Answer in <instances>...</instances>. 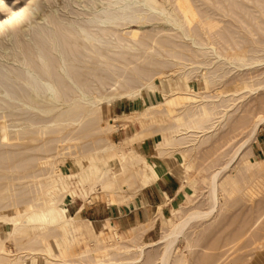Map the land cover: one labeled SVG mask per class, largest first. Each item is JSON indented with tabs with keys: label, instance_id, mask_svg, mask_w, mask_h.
Returning a JSON list of instances; mask_svg holds the SVG:
<instances>
[{
	"label": "bare ground",
	"instance_id": "obj_1",
	"mask_svg": "<svg viewBox=\"0 0 264 264\" xmlns=\"http://www.w3.org/2000/svg\"><path fill=\"white\" fill-rule=\"evenodd\" d=\"M217 1H218V5H220L221 8L222 6L224 8L226 6H224L223 2L232 1V0H220V1L216 0V2ZM245 1L251 4L253 2H258V6H256L255 9H252L253 7H251V5L249 6L245 5L244 0H240L239 3L236 2V0H233L232 7L241 8L239 12L233 8L228 7V9L227 8L220 9L223 10L222 14L224 15L222 16L221 14L220 16L225 18L227 17L234 21H238V23L242 24L241 25L242 27H244L243 26L244 23L246 27H248L247 29L249 30V28H251L250 27L251 25L249 24L250 23L249 20L241 16L240 13L242 12L245 13L246 15L248 14L249 18L255 21L257 20L256 18L260 20L261 18L257 16L255 17L254 12L258 11L262 14L261 16H264V5H262L264 3V0H245ZM34 2H35L34 3L35 7L38 8L40 4L37 2V0H34ZM195 2L198 1L196 0H64L63 5H57L56 7L51 6L50 10L46 11L44 17H40L43 18L42 23L37 22L36 24H29V26H27L28 28L25 30L23 28H22L23 30L13 28V30L10 33H8L6 40H4V42L5 41L7 42L6 43L3 42L4 44L0 42V88L2 89L0 91V93L2 94V97H0V101H2V103L7 108L10 109H14L17 107L20 108V106H23L26 107L25 109L31 108L33 111L37 109L36 111L37 112L39 111L40 114L43 113L44 116L45 114L46 115L53 114V115L48 120L45 118L49 117L50 115L40 119H33V118L26 119L28 124L25 127H23L24 125L23 124L22 125L23 128L15 129L14 134H11V132L9 131L8 126L5 124L6 121L0 122V142L1 143L5 142L8 145L10 142L12 143L14 139H18V141L27 140V139L34 140L36 139V135L43 132L44 129L48 130L52 126H53L52 129H54L53 132L61 133L63 132V130H66L68 135L77 133V135L71 137V140L83 137L89 132H96L98 130H101L102 127H105L108 131H114L116 129H119V124L114 119H110L107 122L105 121L106 122V123L104 122L105 124H101V120L103 121V119H101L102 117L100 116V114L102 113L100 112L104 108H108L111 105V103L119 97L135 98L140 94V90L134 87L133 84L134 82H136L137 79L141 78L143 74L146 75L144 68L141 67L142 63L143 62L152 63L154 53L148 50L149 45L147 43H150L151 41L150 42L146 41L147 43L143 41L140 38L139 30L140 28L142 29L143 27H145L147 24L152 25L155 23L158 24L163 23V24H159V28L163 27L162 32L168 30L177 31L178 32L177 36H179L180 39L183 40V43L185 45L189 46V47L187 46V48L195 47L197 51H200V53L202 52V55L204 56L203 57L204 60L202 59L203 61L200 62L202 57L199 59V62L197 61L198 59L194 60L195 62L197 61L200 64L199 67L192 68V66L189 67V64H187L188 67L181 66L182 67V71L180 70L181 80L183 79L185 81L184 84L186 85V89L173 90L172 92L165 95V98L161 103L148 105L142 112L140 113L137 112V114L146 116L149 114L153 115L154 111H157V113H159L158 111H160L161 114L162 112H165L174 118L175 126L172 127L173 130L172 135L169 136L167 133L163 132L162 130L163 136L156 143V154L159 156L162 157L168 156L174 154L177 151L183 153L182 155L184 156L186 152H188V150L192 149L191 146H193L194 148L195 143L197 144L198 142V144L199 143L201 144L202 141H205L206 139L205 137L209 135V133H211V131H213L221 121L225 120L226 117H228L229 109L227 107H231L234 101L232 102L231 101L232 99H228V100L222 99L223 101L219 102L220 98L222 97L220 95H216V94L202 95L198 91L196 92L191 88L189 79L195 77V75L198 73V76L202 77L205 84L210 85L212 83H216L217 80H224L226 77L231 75V73L234 70H237V68L251 67L258 64L263 65L264 58L256 55L257 53H260V50L256 49L257 47L253 48V46L249 47V49L246 47L247 48L246 50L245 48H242L241 45L240 47H236L234 45V47L240 48V52L237 51L238 53L235 54L233 53L234 55L232 56L230 54L226 55L225 53L218 51L216 45L212 42L213 39L215 38L214 35L213 36L211 35V31L213 30L214 24L207 23L205 21L206 19L210 18L209 15L207 16L205 13H203V10L198 11L197 10L198 7H195L194 5ZM212 2L214 3V1ZM209 3L207 2V5ZM260 5L262 6L260 7ZM209 6L210 5H208L207 7ZM210 7L211 8L213 7L212 11L210 10ZM210 7L209 10L212 13L213 10L215 11L214 7L217 8L219 6L216 7L213 4ZM209 10L208 12H210ZM216 10H219V8H217ZM215 14L217 16L216 11ZM217 19H219V17ZM229 21L231 22V20ZM231 23H233V21ZM262 23H264V21L259 22V26H261V28L262 25L260 24ZM5 25L6 23H3L1 26H5ZM136 25L139 28L133 29V26ZM159 28L157 29L158 31ZM251 30H250V34L253 35V30L252 32ZM151 32H155V30L154 31L150 30V33ZM159 33L157 32L155 34L152 33V35L151 34L148 35L150 37L152 36L151 37L152 41L153 42L156 41V43L158 42L157 43L158 45H160L159 41L161 40V38H163V37L161 38L159 37L160 40L159 38L157 39V35ZM147 34H149V32H147ZM211 36L214 38L212 39ZM247 36L245 37L249 40ZM146 37L144 38L147 39ZM129 38L133 39L135 43L129 44L130 42ZM247 39H245V41ZM1 40L3 41L2 38ZM147 40H151V39H147ZM162 41L163 40H161L160 42ZM258 42L263 43V41L260 40ZM184 44H182V46ZM140 47L141 48L146 47L145 50H142L144 51V53L141 54L137 53L141 49ZM185 48L186 47H183L182 49ZM228 49L232 50V48H228ZM163 51H165V48L164 50H162V52ZM247 53L248 54L250 53L249 55L252 54L255 55L250 56L249 59L247 57L248 56ZM164 56L165 55L161 56V51H160L159 57H164ZM176 57H178V55ZM91 59L96 60L98 62H102L105 65V67L102 68L98 66L97 68H94L93 66L95 65L93 66L89 65ZM174 60H178V59L175 58ZM183 61L182 63H184ZM198 63H195L194 65H198ZM199 68L201 69L203 68V70L201 69L199 70ZM152 69L155 70L156 68L152 67ZM152 69L150 68V70ZM129 70H132L135 73L134 78L133 77L130 78V76H128V74L130 73L127 74V71ZM145 70L147 71V69ZM170 70L173 72V69ZM158 71L159 70H157V72ZM161 71L162 70H160V72ZM158 74L160 73H157V75ZM163 74L165 73L161 72L159 76L163 77L162 76ZM91 75L96 76L102 84L106 82L108 76L111 77L112 75H117L118 79L115 81L116 88H122L123 91H118L111 95H106V96L99 95L93 97L91 95L92 93H90V91L87 90L90 89L89 80L91 79H89L88 76ZM142 80L143 82H145L144 79ZM148 85L150 87L153 86L151 85V83ZM244 87L249 88L251 92L254 90L257 91L258 89L261 88L263 89L264 85L262 86L260 85L259 88L255 89L252 88L249 84L247 85L245 83L243 87H241V89H243ZM238 90L235 89L233 93L237 92ZM70 91L74 92V95H71L69 93ZM232 95L235 96L236 93ZM217 97H219L218 101L217 99L215 100V98ZM225 103L227 104L225 105ZM0 108H2L1 104H0ZM219 108L220 109L223 108L222 111H220ZM36 111H34L33 113H37ZM39 112L37 115H39ZM24 113L25 112H23V114ZM17 115L20 116V114ZM37 115L36 118H38ZM41 117H43V115ZM263 123H264V116H259L252 124L247 138L239 145V147L234 153V156L232 155V159L228 160L229 162L227 161L228 162V163L226 162L227 164L224 163L225 165L224 167H220V169L216 170L211 174V176H209L208 191L211 198L209 205L210 207L208 209H202L198 207V205L196 204L193 205L194 201L192 199L191 200L189 199L188 201L192 203L191 207L188 208L189 210L183 212V209L181 210L180 208L179 211H177V213H174L176 216H178V218L176 220H171L169 222L167 231L163 236L164 244L162 246V250L158 257L159 264L187 263V257L185 255H174L177 241L179 237H181L180 235H183L184 238L186 236L185 239H187L186 241L188 242V245L190 247L191 246L193 247V242L195 238L193 239V236H191L193 235V233L192 234L187 233V229L188 227L191 226V224L194 221L197 222L198 220L206 219L213 214L218 215L221 213V211L224 209V207L229 203V201L233 197L235 196L243 197L249 194V193L246 194V191L249 187L248 182L240 181L238 179L239 177H236L231 174V171L227 173H223V172L231 168L230 166H232L233 161L236 160L238 157H240L241 154L245 153V150L248 149L250 142L256 137L257 132ZM19 126L21 127V125ZM31 127H38V129L35 128L37 130L33 131ZM159 127L160 125L158 126V128ZM163 129H165V127H163ZM155 132H156L155 128L153 130L146 125V127H142V129H140L139 131L137 132L135 131V133H133V135L130 136L129 139L130 141L139 140V139L144 140L145 138L151 136ZM157 132L160 131L157 130ZM29 134H31L32 136H30ZM66 138L67 137L65 136V139ZM62 139L60 138V142ZM52 140L53 139H51L50 141ZM48 143L45 144L47 145ZM35 147L38 149L37 146ZM25 148H26L25 150H27L28 147ZM114 149H115V144L112 143V141H108V140L106 143H104V145L97 148V150L102 153L103 152L107 153L108 151H113ZM7 151L9 152V150ZM14 151H18V150H14ZM1 154L3 156V153ZM57 154L61 155L59 153ZM126 154L127 152L122 153L123 163L120 164L121 166L115 168L112 167V169L110 167L103 168V166H101L102 163L101 161L104 160L102 156H96V157L92 156L90 158L91 164L93 165L92 167L90 165L91 174L89 173V176H87L86 178H84V176L79 177L78 184L83 185L81 192L84 195L87 194V196H89L88 190H90L91 194L92 193L95 194L94 197H99V194L96 193V188L100 186L103 189V192H105L104 195L119 194L121 190L126 191L128 188L132 187L134 184H136L138 180L142 181L141 185L145 187L148 185V183L160 177L161 170L159 169L157 164L151 161L150 162L147 161L144 154L142 153H139L138 155L134 154V156L132 157H129L130 153L128 154V156ZM186 155L188 156L189 154ZM2 156L0 155V158H2ZM35 156L33 157L36 159ZM189 157L190 155L188 156V160H187L188 162L190 159ZM20 160L23 161L22 159ZM85 160L88 159L85 158ZM124 160L127 162H124ZM7 161H9V158L7 159ZM18 161L19 160L15 161V163H17ZM51 162L50 164L52 165ZM104 162H106V160ZM138 162H142L145 164V167H142L144 169L136 170L138 169L137 168L138 166L136 167L135 170L131 169V165L133 163H136L137 165ZM255 164H257L255 171H253L252 169L253 165L248 164L246 169L244 168L245 170L244 173L250 171L251 175L256 176L261 174V170H264L261 165L262 163L256 162ZM13 165H10L11 170L15 166H17L14 165L13 167ZM20 165L22 166V164ZM146 167L148 169H145ZM55 168L57 169V167H54V165L53 167L50 166L49 170L47 169L46 173L49 175L52 174L55 176L57 175L56 177H58V179L56 180L55 178H53L52 181L50 182L49 181L50 178H49L47 182H43L44 180L48 179V178L47 179L43 178L44 180L40 182V186H39L40 187V192L38 191L40 195L39 197L35 196L33 198H30L29 201L22 202V204L25 205L23 207H21L20 205L13 206L14 210L11 211L10 213L4 210V206H2L4 203L0 205V222H5L11 225L8 236H3L0 233V253H3V255L2 254L0 255V260L1 259L7 260V264L12 262L17 263L19 260H22L23 256L21 255L19 256L16 255V257L11 258L10 256L12 255L11 254L12 251L8 250V248L5 246V243L8 239H16L19 236L26 235L29 226H31L32 230L37 231L40 229V232L34 233V236L31 235L32 238H30L29 243L30 244L35 242L43 243L44 245L42 246L43 248H41V250L47 251L49 253L47 254L49 258L51 257V259L49 258L47 259L51 260L52 263L54 264H112V263L117 264L118 259H116V255H120L122 253H132L131 245L130 244L127 245L125 243V241L127 240H125L124 236L117 231L116 229L117 223L111 222L109 221V219L105 221L99 232L94 233L93 238L96 244H94V246H91V244L89 243L88 240H86V237L81 231L82 228L81 219L77 215L76 216L71 215L68 211L69 210L68 206L70 203H72V201L75 198L74 195L76 194L75 189H72L73 182L72 181H70V183L68 182L69 178L70 179L73 178L74 174L71 175L69 172L70 175L69 174L64 175L61 174L59 170L58 172ZM18 170H14V171H18ZM25 172H27V170ZM87 172H89V170ZM189 172L190 171H188V173ZM31 173L33 174V171ZM77 175H79V173ZM189 183H194L195 185V182L191 181ZM252 184L254 187L255 183ZM85 185L86 186L89 185V188L85 187ZM44 188H46V190H44ZM135 188H137V186ZM136 190H133V192ZM225 194L227 195L226 197L224 196ZM21 197L24 196H20V198ZM124 198L125 197L120 198V201H124ZM2 199L3 198L0 195V203ZM129 200H131L130 197ZM186 204H188V202ZM151 223H152L151 221L144 222L140 225H137L136 228L133 227L131 231L133 232V230L139 229L140 230L139 232L144 233L146 230H148ZM128 230H130V228ZM132 232L128 231L129 234L130 233L132 234ZM50 237L51 238L53 237L55 239L54 242L58 249L56 253H54L52 250V248L54 249V247H52V243L50 242ZM130 239L135 241V239L133 238ZM115 240L118 241V243L117 242L115 243ZM258 244H260V242ZM136 246H137L136 247L137 252H133L135 253L136 256L133 257L134 261L133 260L131 261H133L132 263L144 262L145 261L144 259L146 258L145 257L146 249L151 247L152 245H150L149 243H141V244L139 243L136 244ZM26 248H30L29 250L32 252V255L34 254L37 255L39 252V250L34 247H26ZM74 248H83L84 250L82 249L81 252L77 253L76 251H73ZM90 251L100 252L103 255H96L95 260L93 261L89 260L87 263L84 262L82 259H78L79 257L81 256L83 257V255L87 254V252ZM101 256H103V258H101Z\"/></svg>",
	"mask_w": 264,
	"mask_h": 264
},
{
	"label": "rangeland",
	"instance_id": "obj_2",
	"mask_svg": "<svg viewBox=\"0 0 264 264\" xmlns=\"http://www.w3.org/2000/svg\"><path fill=\"white\" fill-rule=\"evenodd\" d=\"M196 1L198 2H195L194 5L195 7H198L197 10L198 11L203 10V13H205L207 16L209 15L210 17L206 19L205 21L207 23L214 24L213 30L211 31V35L212 36L214 35L215 38L212 36L211 37L212 39L214 38L212 42L216 45L218 51L223 52L226 55L230 54L232 56L235 53L240 52V48H236V47H240V45L242 48H245L246 50L247 48L249 49V47L253 46V48L257 47L256 49L260 50V53H257L256 55L264 58V25H263L264 23L260 24L262 25L263 30L261 26H259V22L264 21V16H261L262 14L260 12L258 11L254 12L255 17L257 16L261 18L260 20L256 18L258 21L250 19L248 14L246 15L245 13H242V12L240 13L241 16L245 17V19L249 20L250 22L249 24L251 25L250 26L251 28H249L248 30L247 29L248 27H246L244 23H243L244 27H242L241 26L242 24L238 23V21H234L227 17L226 18L222 17L224 16L222 14L223 10H220V9H224V8L228 9V7H230V8L235 9L238 12L241 9L239 7H236V8L232 7L233 0L223 2L224 6H226L224 8L223 6L221 8V6L218 5V1L216 2V0H208V1L207 0H202V1L196 0ZM205 1H206V4H205ZM212 1H214V3ZM37 2L40 4L41 7L40 6L38 8L35 7L34 0H0V42L3 43L4 40H6L8 33H10L13 30V28H16L19 30H23V29L25 30L28 28L27 26H29V24H36L37 22L42 23L43 18H40V17H44V15L46 14V11H49L51 6L56 7L57 5L64 4V0H48V1L37 0ZM201 2L202 3L204 2V3L202 4ZM207 2L208 3L210 2L208 4L210 6H212L213 4L216 7L219 6L217 7L219 8V10H216L217 8L214 7L217 13V16L214 10L211 13L213 7L211 8L209 6L211 10L210 11L209 7H207L208 6ZM236 2L239 3L240 0H236ZM244 2L246 6L251 5V7H253L252 9H255L256 6H258V2H253L252 4L247 3V1L245 0ZM262 5H264V3ZM262 5H260V7ZM208 10L210 12H208ZM221 14L222 16H220ZM218 17L219 19H217ZM229 20H231V22L233 21V23H231ZM3 23H6V25L1 26ZM157 24L158 23H155L152 25L147 24L145 27H143L142 29L140 28L139 30L140 38L143 41L145 42L151 41L150 43L152 45L150 43H147V42L146 43L149 45L148 50L154 53L152 63L143 62L141 66L142 68H144V71L146 72V75L143 74V76H141V78L144 79L145 82H143V80L139 78L133 84L134 87L140 90V94L135 98L119 97L115 99L108 108H104L100 112L102 113L100 114V116L102 117L101 119H103V121L101 120V124H105L110 119H114L119 124V129H116L114 131H108L105 127H102L101 130H98L96 132H89L83 137H80L78 139L72 138L73 140H71V137H73L74 135H77V133L68 135L66 130H63V132L61 133L53 132L54 130L52 129L53 126L52 127L50 126L51 128L48 129L49 131L47 129H44L43 132L36 135V139L34 140L27 139V140L18 141V139H14L12 143L10 142L8 145L5 142L4 143L0 142V155L2 156L1 153H3L2 158H0V164H1L0 165L1 167L0 168V177H1L0 178V185H1L0 195L3 198L0 205L4 203L2 205L4 206V210L10 213L11 211L14 210L13 206L20 205L21 207H23L25 205H23L22 202L29 201L30 198H33L35 196L39 197L40 195L38 191L40 192V187H39L40 182L43 181L44 179L48 178L47 180H44L43 182H47L49 178H50L49 180L50 182L52 181L53 178L57 180L58 179V177H56L57 175L56 176L53 174L49 175L46 173L47 169L49 170L50 166L53 167L54 165V167H57V169L56 168L55 169L57 171L59 170L61 174H64V175H67L70 172L71 175L72 174L74 175H73V178L71 179L69 178L68 182L69 183L70 181L73 182L72 189H75L76 194L74 195L75 197L74 200L68 206L69 207L68 211L71 215L73 216L77 215L81 219V222H82L81 231L83 232L84 236L86 237V240L89 241L91 246H94V244H96L93 238L94 233L99 232V230L102 228L103 224L105 223L107 219H109V221L111 222L117 223V228H116L117 231L124 236L125 240H127V241L124 240L125 243L127 245L129 244L131 245L132 253H122L120 255H116V259H118L117 264L118 263L119 264L121 263L123 264H147V263L148 264H159L158 257L162 250V246L164 244L163 236L167 231L169 222L171 220H176L178 218V216H176L174 213H177V211H179L180 208L181 210L183 209V212H186V210H189L188 208H190L192 205V203L188 201L189 199L190 200L192 199L194 201L193 205L196 204L198 205V207L202 209H208L210 207L209 205H210L211 198H210L209 191H208L209 190V184H208L209 176H211V174L215 172L216 170L220 169V167H224L225 166L224 163L227 164L229 162L228 160L232 159V155L234 156V153L239 147V145L247 138L250 128L252 124L254 123V121L259 116H264V88L258 89L257 91L254 90L251 92L249 88L247 87H244L243 89H241V87H243L245 83L247 85L249 84L252 88H255V89L259 88L260 85L261 86L264 85V64L263 65L258 64V65H254L251 67L237 68V70H234L231 73V75L226 77L224 80H217L219 82L216 81V83H212L214 85L205 84L202 77L198 76V73H197L195 77H192L189 79L191 88L196 92L198 91L202 95L204 94L205 95L207 94L208 95H214V94L220 95L222 97L220 98L219 102H222L223 100H226V99L227 100L232 99L231 101L232 102L234 101L233 105L231 107H227L229 109V115L228 117H226L225 120L220 122L221 124L219 123L218 126H216V128L213 131H211L209 135L205 137L206 138L205 141H202L201 144L200 143L198 144L197 142L198 146L195 143L196 148L195 146L194 148L193 146H191V148L194 151L190 148L191 150H188V152H186V154L190 155L189 158L191 159V161L190 159H189V162L187 161L189 155L187 156L185 154L183 156L182 155L183 153H180V151L179 152L177 151L174 154L163 156V157L157 155L156 154V143L159 139L162 138L163 132L167 133L169 136L172 135L173 133L172 127L175 126L174 118L165 112H162L161 114L160 111H158L159 113H157V111H154L153 113L155 115L149 114L146 116L137 114V112L139 113L142 112L148 105H154V104L161 103L164 100L165 95L172 92L173 90L186 89V85L184 84L185 81L183 79L181 80V75H180V72L182 71L181 66L188 67L187 64H189V67L192 66V68L199 67L200 65L198 63L199 59L202 57L200 62L204 60L203 58L204 56L202 55V52L200 53V51H197L195 47L187 48L188 45H185L183 43V40H181L180 37L177 36V33H178L177 31L168 30V31L162 32L163 27L159 28V24H163V23H159L158 25ZM157 27L159 28V31L157 30L158 29ZM138 28L139 27L137 25L133 26V29H138ZM244 29L245 30L247 29L248 31L247 30L245 31ZM251 29L253 30V35L250 34ZM150 30L151 31L155 30V32L150 33ZM156 30L158 33L161 31L157 35V39L159 37L160 38L163 37L161 38V40H163L162 42H160L161 40L159 38L160 45L157 44L158 42L156 43V41L155 42L152 41V38H151L152 36L151 37L148 36L150 34L152 35V33L153 34L157 33ZM147 32H149V34H147ZM245 32L248 33V36H247V33ZM245 36H247L250 41L252 40L255 42H252V41L250 42ZM144 37H146L147 39H151V40H147ZM244 37L245 39H247L246 41ZM1 38L3 39V41L1 40ZM129 40H130L129 44L135 43L133 39L129 38ZM221 40L223 41L225 40L224 41L225 43ZM259 40L263 41V43H259L258 42ZM6 42L7 41H5L4 43ZM182 44L184 45L182 46ZM234 45L236 47H234ZM151 46L153 47V49ZM183 47H186L187 49L186 48L182 49ZM227 47L232 48V50L228 49ZM145 48H141L137 53L139 54L144 53V51L142 50H145ZM164 48H165V51L162 52ZM172 49L174 50V52ZM159 50L161 51V56L165 55L164 56L165 58L159 57L160 56ZM187 50H190V51H187ZM249 54L247 56L248 58L252 55H255V54H252V55H249ZM177 55L178 57H176ZM171 57L174 59L177 58L178 60H174ZM195 59H198L197 60L198 62L197 61L195 62L194 61ZM182 61L184 63H182ZM195 63H198V65H194ZM89 65H92V66L95 65L93 66L94 68H97L98 66L102 68L105 67V65L102 62H98L92 59L90 60ZM152 67L156 68L159 71L157 72L156 69L153 70ZM150 68L152 70H150ZM145 69H147V71ZM168 69L169 70L173 69V72L171 70L169 71ZM200 69L201 68H199V70ZM160 70H162L161 71L162 73H165L162 75L163 77L159 76L161 74ZM201 70H203V68ZM157 73H160V74L157 75ZM127 74L128 76H130V78L135 77L134 75L135 73L132 70L127 71ZM88 77L91 80H89L90 89H87V90L90 91V93H92L91 95L93 97L99 96V95L106 96V95H111L113 93H116L118 91H123L122 88H116L115 81L118 79L117 75H112L111 77L108 76L104 84H102L98 80V78L94 75H91ZM150 83L151 85H153L152 87L148 85ZM234 88L237 90L240 89L237 92H235L236 93L235 96L232 95V94H235L233 93L235 91ZM1 90L2 89L0 88V91ZM69 93L71 95H74V92L72 91H70ZM242 96H245V97H242ZM0 97H2L1 93H0ZM216 99L218 101L219 97L215 98V100ZM0 104L2 105V108H0V122L6 121L5 124L8 126V129L11 132V134L15 133L14 131L15 129H20V128L25 127L28 124L26 119H29V118L40 119V118H44L50 115L49 117L45 118L48 120L53 115V114H48V115L45 114L44 116V114L43 113L40 114L39 111H38L39 115H37L38 114V112L36 111L37 109L34 110L37 113H33L34 111L31 108H27L28 109L27 110L25 109L26 107H23V106H20L21 109L19 107L10 109V108H7L2 103V101H0ZM226 104L227 103H225V105ZM222 109L223 108L221 109L219 108L220 111H222ZM23 112L25 113L23 114ZM17 114H20V116ZM36 115L38 116V118H36ZM42 115L43 117H41ZM22 120H25V121H22ZM158 123L160 125L159 128H158L159 126ZM19 125H21V127ZM146 125L149 126L153 130L155 128L156 132L153 133L151 136L145 138L144 140L139 139V140L130 141L129 137L132 136L133 133H135V131L137 132L140 129H142V127H146ZM163 127H165V129H163ZM35 128L38 129V127H31L33 131L37 130ZM157 130L160 132H157ZM31 134L29 135L32 136ZM65 136L67 137L66 139H65ZM69 136H70V139H69ZM60 138L61 139L64 138L65 140L62 139L60 142ZM51 139L53 140L50 141ZM107 140L112 141V143L115 144V149L116 148L117 149L116 150L114 149L113 151H108L109 153L99 152L97 148L104 145V143H106ZM142 142H145L144 146H141ZM45 143H48V144L46 145ZM35 146H37L40 151ZM25 147H28L27 150H25L26 149ZM7 150H9V152ZM14 150H18V151H14ZM124 152L125 153L127 152L126 154L127 156L130 153L129 157L134 156V154L138 155L139 153H142L145 155L147 161L149 162L151 161L157 164V166L161 170L160 176H162L161 177L162 180L159 181L158 184L162 188H168L169 191L171 192L170 196L162 200L159 198L157 199L154 198L156 203L154 204V208H152V212L149 213L148 216H145L144 220H140V221L136 220V221H132L131 223L121 222V220L123 218V215L130 213L127 207L132 209L133 208L132 203L134 201L139 202L138 200L141 198L143 192L146 191L144 190L146 189L145 188L146 186L143 187L141 185L142 181L138 180L136 184L128 188L126 191L121 190L119 194H110V195L106 194L107 196L104 195L105 192H103V189L100 186H98L96 188V193L99 194V197H94L95 194L93 193L91 194L90 190H88L89 196H87V194L84 195L81 192L83 185L78 184L80 176H84V178H86L87 176H89V173L91 174V167L93 165L91 164L90 158L92 156L94 157L102 156L104 160L101 161L102 162L101 166H103V168L110 167L112 169V167L115 168V167L121 166L120 164L123 163L122 153ZM57 153L61 155H58ZM33 156H35L36 159ZM8 158H9V161H7ZM85 158H87L88 160H85ZM20 159H22L23 161H21ZM17 160H19L17 162L18 164L15 163V161ZM105 160L106 162H104ZM50 162L52 163V165L50 164ZM85 162L86 163L88 162V163L86 164ZM124 162H127V161L124 160ZM256 162L262 163L261 165H262V168L264 169V165H263L264 164V123L259 128L256 137L250 142V145L248 149L245 150V153L241 154L240 157H238L236 160L233 161L232 166H230L231 168L223 172V173H227L231 171V174L236 177H239L238 179L240 181L248 182L249 187L246 191V194L248 193L249 194L243 196L244 198L242 196L233 197L229 201V203L224 207V209L221 211L220 214L218 215L215 214L216 216L213 214L206 219L198 220L197 222L194 221L193 222L194 224L192 223L191 226L188 227L187 229V233L188 234L193 233V235L191 236H193V239L195 238L194 239L195 244L193 242V247L192 246L190 247L188 245V242L186 241L187 239H185L186 236L184 238L183 235H180L181 237H179L177 241L174 255H185L187 257V263L185 264H213V263L214 264H223V263L224 264H264V170H261V174L256 175V176L251 175L250 171L244 173L245 171L244 168L246 169L248 164H252L253 165L252 169L253 171H255L256 165H257L255 164ZM84 163H85V166H84ZM13 164L17 166L14 167ZM20 164H22V166ZM10 165H13L14 167V168L12 167L13 168L12 170L10 168L11 167ZM136 167L138 169H136ZM142 167H145V164L142 162H138L137 165L136 163H133L131 165V169L133 170L144 169ZM145 169H148V168L146 167ZM14 170H18V171H14ZM24 170L25 171L27 170V172H25ZM86 170L87 171L89 170V172H87ZM32 171H33V174L31 173ZM188 171L190 172L188 173ZM78 173L79 175H77ZM75 174H76V177H75ZM197 178L198 179L200 178V179L198 180ZM191 181L195 182V185L194 183H189ZM154 183H155V180L148 183L147 186H149L150 184L153 185ZM252 183H255L254 187ZM134 186L135 187L137 186V188H135ZM193 186L195 187V190ZM85 187L89 188V185L87 186L85 185ZM44 190H46V188H44ZM133 190H136V191L133 192ZM20 196H24V197L20 198ZM128 196L130 197L131 200H129ZM152 196L154 197L153 194ZM224 196L226 197L227 195L225 194ZM123 197H125L124 201H120V198H123ZM198 201L199 202L201 201V202L199 203ZM187 202L188 204H186ZM109 211H111L112 214H108ZM108 217H112V218H108ZM150 221L152 223L149 226L148 230H146L144 233L139 232L140 231L139 229H135L137 225H140L144 222H150ZM133 227H135L134 228L135 230H133L132 232L131 230ZM10 228H11V225L5 222H0L1 235L8 236L10 232ZM129 228L130 230H128ZM128 231L132 232V234L131 233L129 234ZM36 232H40V229L37 231L32 230L31 226H29V229L26 235L19 236L16 239H8L6 241L5 246L8 248V250L12 251L11 253L12 255L10 256L11 258L16 257V255L23 256L22 260H19L17 263L12 262L8 264H54L52 263L51 260H49L51 259V257L50 258L48 257L49 253L47 251L41 250V248H43L42 246L44 245L43 243L41 242H35L32 244L29 243L30 238H32V236H34V233ZM129 236L130 238H133L135 239V241L136 240L137 241L135 242L134 240L130 239ZM215 240H218V241H215ZM54 241L55 239L53 237L52 238L50 237V242L52 243V247H54V249L52 248V250L54 253H56L58 249ZM116 242L118 243V241L115 240V243ZM138 242L140 244L149 243L150 245H152L151 247L146 249V252H145L146 258L144 259L145 263L144 262L132 263L134 261L133 257L136 256L135 253L133 252H137L136 244H139ZM259 242L260 244H258ZM26 247L37 248L39 250V252L38 250L37 252L40 255H38L37 253H36L37 255L35 254L32 255V252L29 250L30 248H26ZM82 249L83 248H74L73 251H76L77 253H79L82 251ZM42 252H45V253H42ZM1 254L3 255V253H0V255ZM96 255H103V254L100 252L90 251V252H87V254L83 255V257L81 256L82 258L79 257L78 259H82L84 262L87 263L89 260L91 261L95 260ZM101 258H103V256H101ZM48 260L51 262H49ZM0 264H7V260L1 259Z\"/></svg>",
	"mask_w": 264,
	"mask_h": 264
},
{
	"label": "crops",
	"instance_id": "obj_3",
	"mask_svg": "<svg viewBox=\"0 0 264 264\" xmlns=\"http://www.w3.org/2000/svg\"><path fill=\"white\" fill-rule=\"evenodd\" d=\"M144 143L145 142H142L141 146H144ZM161 177L162 176H160L158 179H156L155 183L153 185L150 184L149 186L145 187L146 189H144V190H146V191L143 192V194L141 196L142 199L140 198L138 200L139 202L134 201L132 203L133 204L132 209L127 207L129 209L130 213L123 215L121 222L131 223L132 221H136V220L137 221L144 220L145 216H148L149 213L152 212V208H154V204L156 203L154 198H156V199L159 198L162 200V199L171 195V192L169 191L168 188H162L158 184V182L162 180ZM152 190H153V192H152ZM152 194L154 195V197L152 196ZM108 214H112L111 211H109ZM108 218H112V217H108Z\"/></svg>",
	"mask_w": 264,
	"mask_h": 264
}]
</instances>
